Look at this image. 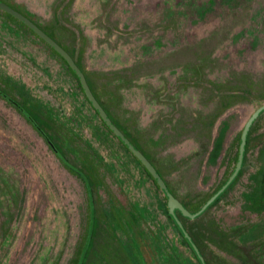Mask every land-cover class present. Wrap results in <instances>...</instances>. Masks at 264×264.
<instances>
[{
    "label": "flooded vegetation",
    "instance_id": "af4514ba",
    "mask_svg": "<svg viewBox=\"0 0 264 264\" xmlns=\"http://www.w3.org/2000/svg\"><path fill=\"white\" fill-rule=\"evenodd\" d=\"M263 104L264 0H0V264H264Z\"/></svg>",
    "mask_w": 264,
    "mask_h": 264
},
{
    "label": "water",
    "instance_id": "95a60500",
    "mask_svg": "<svg viewBox=\"0 0 264 264\" xmlns=\"http://www.w3.org/2000/svg\"><path fill=\"white\" fill-rule=\"evenodd\" d=\"M86 86V85H85ZM86 89H87V86H86ZM87 93L89 94V96H90V98L92 99V100H94L93 99V97L91 96V93L89 92V90L87 89ZM262 108H264V104L261 106V107H259V109H258V111L259 110H261ZM137 154L138 155H140L138 152H137ZM241 154H242V151H241ZM241 154L239 155V159H238V163H237V166H236V169H235V171H233V173H231V175L229 176V178L227 179V181L222 185V187L221 188H219L218 190H217V192L202 206V208L199 210V211H197V212H195V213H189V215L190 216H196V215H198V214H200L215 198H216V196L219 194V193H221V191L224 189V188H226V186L228 185V183L231 181V179L233 178V176L235 175V173H236V171H238V169H239V167H240V162H241ZM153 170V169H152ZM158 177V176H157ZM159 179V181H160V184L165 188V185L162 183V181H161V179L160 178H158ZM166 192H167V195H168V198H169V207H170V213L175 217V219L177 220V222L180 224V222H179V220L176 218V216H175V214H174V212H173V209H174V207H177L178 205L176 204L177 202H176V199H174V197L166 190ZM183 209V208H182ZM184 212H186V213H188L186 210H184ZM181 225V224H180ZM185 235H186V237L191 241V239H190V236L185 232ZM192 242V241H191ZM193 245V247L195 248V250H196V252H198V250H197V248H196V246L194 245V244H192ZM199 257H200V260H201V262L203 263V264H205V262H204V260H203V258H202V256L201 255H199Z\"/></svg>",
    "mask_w": 264,
    "mask_h": 264
}]
</instances>
